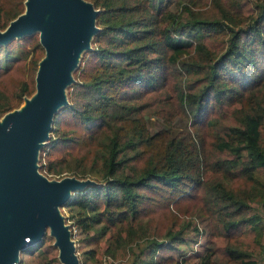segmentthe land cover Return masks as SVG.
<instances>
[{"label": "trees", "instance_id": "obj_1", "mask_svg": "<svg viewBox=\"0 0 264 264\" xmlns=\"http://www.w3.org/2000/svg\"><path fill=\"white\" fill-rule=\"evenodd\" d=\"M90 1L100 9V29L40 151L47 176L96 182L64 205L85 234L81 264L101 263L99 249L105 261L186 264L193 220L179 214L203 209L225 239L224 260L207 251L192 264H258L254 248L231 233L243 227L264 252V0L245 24L237 15L243 0H212L217 11L209 13L195 8L197 0ZM24 10L25 0H0V30ZM210 41L223 50L215 53ZM44 55L38 33L0 44V116L36 91ZM185 77L174 117L185 125L176 129L154 99ZM227 106L234 122L223 123ZM152 113L168 123L151 130ZM207 136L219 154L212 161ZM212 172L218 178L206 177ZM52 243L47 234L24 249L19 264H62Z\"/></svg>", "mask_w": 264, "mask_h": 264}, {"label": "water", "instance_id": "obj_2", "mask_svg": "<svg viewBox=\"0 0 264 264\" xmlns=\"http://www.w3.org/2000/svg\"><path fill=\"white\" fill-rule=\"evenodd\" d=\"M100 9L90 0H25V10L0 30V44L39 33L45 55L36 91L0 120V264H19L20 252L55 238L62 264H80L76 244L60 206L95 180L67 175L51 179L40 171L38 154L49 139L55 113L69 99L81 51L100 27Z\"/></svg>", "mask_w": 264, "mask_h": 264}, {"label": "rangeland", "instance_id": "obj_3", "mask_svg": "<svg viewBox=\"0 0 264 264\" xmlns=\"http://www.w3.org/2000/svg\"><path fill=\"white\" fill-rule=\"evenodd\" d=\"M211 1L212 0H197L196 4H195V8L199 9L200 11L203 12H216L217 9L211 7ZM223 3L226 0H221ZM257 0H243L241 7L239 9V11H237V15H239V17H241V20L243 22V24L247 23L250 17V14H252L251 12L255 11V2ZM38 33V32H35ZM39 34V33H38ZM21 37H16V38H22ZM40 38V36H39ZM93 39H94V35H92L90 37V45L88 48H85L81 51L80 54V58H79V62L78 65L81 62L82 56L84 54L85 51L90 50L93 46ZM3 44H7V43H3ZM209 46L210 48L215 52V53H220L223 50V46H221L220 44H218L215 41H210L209 42ZM77 68V67H76ZM75 69H73L72 71V76H73V82L74 83L76 81L75 78ZM37 74V73H36ZM193 79V78H192ZM186 82V77L183 79H175L172 81L171 84H167L166 88L161 92L158 93L155 97V101H156V106L160 107L163 109V111L166 113H170L171 114V119L169 121H173L171 125H173L174 128H181L185 125V120L181 119V117L177 116L175 119V115L178 114L180 112V109L178 107V101L177 98L175 96V89L178 87H183L184 84ZM70 83L69 85L66 86V94L68 97V89L69 86L72 84ZM32 96V95H31ZM30 97V96H27ZM69 99V98H68ZM25 103V99L23 102H21V104L18 106H22ZM70 103V101H69ZM68 103V104H69ZM67 104V105H68ZM67 105H62L61 107H59L58 111L56 113H58L62 108H64ZM16 107V108H18ZM15 109V108H14ZM210 109L212 110V113L217 110L214 109V107L211 105ZM224 112H225V116H224V120L223 123H231L234 122V119L231 117L230 112H231V107L227 106L223 108ZM55 113V115H56ZM4 115L0 116V120L2 119ZM55 117V116H54ZM149 126L151 128V130H155L157 128H159L160 126H163L164 124L168 123L167 121H165V119L157 114V113H152V115H150V119L148 120ZM190 121L187 122V125L189 126ZM53 125V124H52ZM52 133V130L50 132V134ZM209 140L210 138L207 136L206 140H205V145L204 148L206 150V157L208 158V160L212 161L216 156H218L219 154L216 152H213L210 149L209 146ZM47 140H45L43 142V145H46ZM41 147V149H42ZM40 149V151H41ZM40 151L38 154V164H39V169H40ZM45 159H47V157H45ZM261 172V171H259ZM262 173V172H261ZM67 175H71L74 176L73 174H65L64 176ZM76 176V175H75ZM219 174L217 173H210L208 175H206L207 178L209 179H216L218 178ZM49 177V176H48ZM49 178L51 179H59L57 178V176H50ZM92 179V178H91ZM93 180V179H92ZM73 195V194H72ZM60 210L62 212V214L65 216L66 219V223L70 225V229H71V235L72 238L75 241L76 244V250L77 253L79 255L80 258V264L83 261L81 255H82V251L85 248L84 244L82 246V238L85 236V234L75 225L72 224V221L70 219L66 218V214H67V209L65 208V206H60ZM259 213L262 214V217L264 218V206H261L259 209ZM181 217H184L185 219H189V220H193V224L191 225V228H194L192 230H190L189 235L192 236L193 239L189 240V243L187 244V247L185 246L186 250H187V255H192L193 254V258H196L195 256L202 254V253H206L207 251H212L213 252V258L215 260L218 261H223L224 260V255H223V251H222V247L224 245V240L223 237L221 235H218V228L216 226L215 223V219L214 216L211 214H208L207 211H205L203 209L201 214H187V213H183V214H179ZM50 236H52L50 234V231H48V233ZM46 234V236H47ZM232 237H238L241 240V244L240 246H246V247H252L255 250L257 259H258V264H264V252H258L257 253V249L253 246L252 244V240H251V235L249 233L244 235V231H243V227L241 228H237L234 229L232 231ZM52 240L53 243L55 242V238L52 236ZM261 240L264 241V231H263V235L261 237ZM55 245V244H54ZM97 247H103V242H100L99 244H96ZM24 250H22L20 252V259L22 256V252ZM57 253L59 255V248L57 247ZM98 256L102 259L101 263L98 264H130V261H128L127 259L123 258V259H108L107 261H105L106 257H104L103 252L101 249H99L98 251ZM26 258H29V255L26 256ZM190 258L188 261V263L186 264H192L194 262V259ZM110 260V261H109ZM86 264H97L94 262H88Z\"/></svg>", "mask_w": 264, "mask_h": 264}]
</instances>
